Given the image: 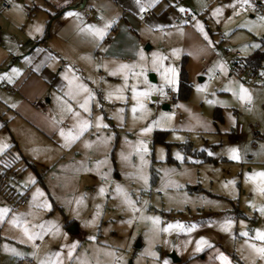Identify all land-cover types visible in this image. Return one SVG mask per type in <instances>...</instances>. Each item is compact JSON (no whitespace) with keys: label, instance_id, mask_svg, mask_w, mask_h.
<instances>
[{"label":"rangeland","instance_id":"obj_1","mask_svg":"<svg viewBox=\"0 0 264 264\" xmlns=\"http://www.w3.org/2000/svg\"><path fill=\"white\" fill-rule=\"evenodd\" d=\"M45 2L10 0L12 10L22 13L11 19L0 10V18H4L0 36L9 43L0 42V64L7 59L6 48H16L28 35H44L47 27L48 33H53L61 24L65 32H76L80 41L60 51L64 65L57 74L66 82L64 90L52 89L42 101L35 100L38 105L49 101V115L61 126L60 131L41 136L20 120H4L5 127L0 128L10 141L0 153L10 149L8 160H17L11 166L0 154V175L8 179L5 193L0 194V208L10 210L0 221V264H28L30 260L34 264H221V253L230 264H264L249 247L264 246L254 239L257 230L264 231V213L259 211L264 197L254 200V208V196L248 199L244 195L253 178L241 161L264 139H247L245 134L228 139L236 115L219 108L232 99L215 90L218 81L206 69L211 56L226 60L231 56L239 62L255 50L264 53V21L259 19L264 16V0H249L243 7L240 0H178L177 14L187 20L186 25L178 21L179 26L187 27V52L181 51L180 32L157 33L146 45L140 35L142 44L137 51L128 49L135 54L119 61L126 68L102 56L103 38L94 41L86 29L81 31L80 20L73 23L66 15L48 19V12L59 9ZM127 30L137 39L135 32ZM98 48L100 53L92 61ZM236 52L240 58L235 57ZM183 59L186 67H191L186 100L177 92ZM261 65L260 73L264 61ZM169 68L174 73L168 72ZM158 70L167 78L156 80L152 71ZM221 71L219 68L217 75ZM199 78H204L203 82ZM4 79H0L2 90ZM133 87L137 93L149 94L134 99ZM171 94L172 101L168 98ZM3 98L0 95V100ZM85 101L86 108L81 107ZM164 105L168 109H163ZM85 122L87 127L81 131ZM149 125L150 131H141ZM156 133L161 136L155 138ZM4 143L0 138V147ZM232 148L237 149L239 160L230 158ZM22 194L27 209V205H17ZM14 216L23 227L9 223ZM147 217H158L159 224L153 225ZM64 220L72 221L79 232L74 233L73 225L65 229ZM24 228L35 238L29 240ZM172 254L177 262L171 259Z\"/></svg>","mask_w":264,"mask_h":264},{"label":"crops","instance_id":"obj_2","mask_svg":"<svg viewBox=\"0 0 264 264\" xmlns=\"http://www.w3.org/2000/svg\"><path fill=\"white\" fill-rule=\"evenodd\" d=\"M176 1L178 0H139V3H137V0H92V2L84 0H46L45 3L46 6L59 9L52 10V13L48 12L50 13L48 19L50 20L61 18L65 15V13L72 11L73 9H77L76 7L78 6V10L73 13L79 12V16L72 15L66 16V18H73V23H78L80 20V27L82 29H85L84 25L89 24L95 25L97 28H103L105 24H108L109 26L102 37L103 43L100 48L103 47V49L101 50V53L104 58L108 60L113 59L116 62V64L113 65L119 66L122 64L119 61H124L125 58L129 60L130 56L135 54L132 53V51H137L139 45L142 44L140 35L144 36L146 41L142 45H146L147 43L152 42L150 36H155V34L159 35L157 33L164 34L168 32L172 33L174 31L180 32L183 36V48L181 51L183 53L187 52L185 50L187 36H184L187 27L184 28L183 26L186 25L187 20H184L182 16L179 17L177 14L178 10L175 5ZM141 7L145 10L141 11ZM0 10L2 9L0 8ZM2 11L8 13L6 16L8 19L22 16L19 9L14 11L12 10V7L8 10ZM85 11H88L91 15V20L86 21L84 19L83 12ZM145 12H150L151 14L143 17V13ZM185 14L189 13L185 12ZM26 16L29 18V15ZM93 16L98 17V21H96ZM2 18L3 16H1L0 20ZM190 18L191 16L187 19ZM140 19H142V22H140ZM113 21L116 22V24H113ZM177 21H184V23H182V27L178 25L179 23ZM124 23L127 25H123ZM60 26V30L54 31L53 33H48L47 27L44 35L32 37L28 35L20 41V44H18L16 48H6L5 52L7 59L0 64L1 68L2 66L6 68L5 70H0V72H2V77H0V79L5 78V83L2 84V88L4 89L2 90L0 88V95L1 97H4L3 101L0 100V128L2 125L3 128L5 127L6 121L4 120H8L9 122L12 120H20L24 126H29L41 136L43 134H45V136H53L60 131L59 127L61 126H59V124L54 121V118L49 115L48 109L50 110V106H48V108L46 106L49 101L47 100L44 103L41 102L39 105L35 102V100L42 101L44 98L49 96V92L52 91V89L62 91L66 86V82L62 80L60 74H57L58 69H60L59 71L62 73L61 69L64 65V57H62L60 51H62L63 46H74L75 44L77 45L80 43V41L77 39L76 32H65L64 29L66 27H63L61 24ZM127 28L136 33L137 39L129 33ZM91 38H93L94 41H100L102 39L95 36L93 37V35H91ZM197 39L201 41L199 37ZM0 42L2 45H9L8 41H5L2 36H0ZM93 47L94 46L92 45L90 46V51H93ZM201 47L203 48V43L201 44ZM128 49L132 50L130 52L131 55ZM145 49L149 50V46H145ZM74 52L77 51L74 50ZM255 52L258 51L255 50L251 53V55ZM96 53H100L99 48L96 52L94 51V54L92 53L90 58L92 61L96 59ZM244 60V58H241L239 62H243ZM231 61V56H228L227 60L224 58L215 59L211 56V59L206 64V69H211L210 75L218 81L216 83L215 90L221 93L223 97L232 99V101H227L226 107L219 108L221 110H229L236 115L233 123L234 128L231 129L233 134L231 133L232 137H228V139H235V136L242 137L244 134L247 139H250L251 136L264 139V88H260L250 83L248 84L244 81L242 76L232 73V64L236 61ZM182 64L183 67H185L187 80L190 82L189 74L191 67H189V65L188 68L186 67L187 65L186 63L184 64V59L181 60L180 67ZM219 68H223V71L217 75L216 72H219ZM13 69H16V71L13 72ZM152 72L155 73V79L158 81H161L166 77L161 74L160 70ZM203 80L204 78L198 79L199 82H203ZM6 81L8 83H6ZM208 82H212V80L208 79ZM240 85H243L246 89H248L252 98L250 103L247 101L242 102L240 100ZM164 106L166 107L167 105ZM0 138L3 140L5 139V143L2 147H0V151H2L4 146H8L10 141L6 131L0 132ZM11 140L12 144H16L12 139V136ZM258 144L255 145L253 151L243 155L246 159H241V161H243L242 165H244L245 168H248L247 171L250 173L251 177L252 173L264 171V140H258ZM9 150L10 149H7L3 152V154H0L3 156L4 153ZM16 161L17 160H15V162ZM4 175L5 174H2L0 177ZM35 175L39 180H41L40 183L42 184V178L40 175L38 173H35ZM5 179L6 181L4 184H0V194L3 192L5 193V189H7L6 183L8 179L6 176ZM259 187H264V184L261 183V179L258 176L252 179L251 186L248 184L245 186L246 191L244 192V195L248 199H252L253 196L255 198L251 200V204H253L252 206L254 208H256L254 200L258 202L257 200L261 199V196L264 197V193L259 191ZM256 197H258V199H256ZM24 199L25 195L22 194L19 197V200H17V205H19L22 200L23 204L19 206L27 205L24 208L27 209L29 204H26V200ZM259 203L261 204V202ZM63 223L65 229H68L73 225L74 233L79 232L78 230H74V228L77 227H74V223L72 221L67 223L64 220ZM30 261L28 264H31ZM32 264H34L33 261ZM234 264H237V262L235 261Z\"/></svg>","mask_w":264,"mask_h":264},{"label":"snow or ice","instance_id":"obj_3","mask_svg":"<svg viewBox=\"0 0 264 264\" xmlns=\"http://www.w3.org/2000/svg\"><path fill=\"white\" fill-rule=\"evenodd\" d=\"M137 3H139V0H137ZM249 4V0H240V6L243 7L245 5H248ZM145 9L143 7H141V11H144ZM180 11H184L183 8L180 9ZM217 14L220 13V9H216L215 10ZM66 16H72V15H79L78 13H73V12H67L65 13ZM259 19L261 21H264V16H261L259 17ZM198 23V26H199V22ZM108 24H105L103 28H97L95 25H85V29L87 30L88 33L92 34L93 36L97 37V38H102L105 34V31L106 29L108 28ZM85 29H82L81 31H84ZM36 31H40V28L37 27L36 28ZM201 31H203V29L201 28ZM207 39V37H205ZM255 47V45H254ZM154 55V60H153V63H156V59H155V54ZM141 58H143V56H141ZM121 68H126L128 67L127 65H121L120 66ZM223 71V68L221 69ZM13 72L16 71V69H13L12 70ZM168 72H172L174 73V69H171L169 68L167 70ZM211 72V69L209 70ZM261 75L264 76V72H261ZM167 78V77H166ZM71 83V82H70ZM169 83H172L174 84L175 83V80L174 79H169ZM79 87L83 90H87L85 88L84 85H79ZM197 90H201V86H197ZM149 93L148 92H141V93H137L136 90H135V87H133V98L136 99L137 95L139 96H143V97H146ZM160 94L163 96V90L161 89L160 90ZM235 94V93H234ZM239 98L240 100L243 102V101H247V102H251V95L249 94V91L248 89H246L243 85H240V89H239ZM86 103L87 101H85V104L84 105H81V107H85L86 108ZM140 107L142 108L143 105L141 104ZM69 111H71V108H69ZM136 109L133 108V112H135ZM99 120V117L97 118ZM87 127V123L85 122L84 124L81 125V131H83V129ZM152 128V125H149V127L147 128H144V129H141L142 132H148L150 131ZM62 136L64 135L63 131H61L60 133ZM73 139H75V137H72ZM147 149H145L146 151ZM230 152H231V156L230 158L232 160H239L240 159V156L237 152V149L235 148H232L230 149ZM209 155H212V153H209ZM177 158L180 159L181 157L179 156V154H177ZM246 178H249L248 176V173L245 174ZM260 177L261 179V183L264 184V171L262 172H258V173H252V177L251 178H255V177ZM231 183V181L229 182ZM117 191H120L119 188H117ZM259 191H261L262 193H264V187H260ZM101 192H103V189H101ZM37 193H39L40 195H42V193H40V190L37 189ZM36 194H34V197H35ZM79 202V201H78ZM128 203L131 205L132 204V201H128ZM46 207H50L49 205H46ZM138 209H135V207H133V211H137ZM10 210L8 208H0V221H3L6 214L9 212ZM259 211H261L262 213H264V208H261L259 209ZM146 219H149L152 221L153 225H158L159 224V218L158 217H147ZM9 223L11 224H14V225H18V226H21L23 227V222L20 221L17 217H13L12 220L9 221ZM129 223H131V221H129ZM228 224L230 225L231 222L229 221ZM41 227H43V225H41ZM168 227H172L171 225H169ZM24 234L28 237L29 240L31 239H34L35 238V234H30L28 229L27 228H24ZM157 231H159V229H156ZM168 228H164L163 231H167ZM57 231H59V229L57 228ZM241 236H244V237H247L248 236V233L247 232H241L240 234ZM254 239H258L262 242H264V231H260V230H257L256 231V236L254 237ZM200 243V242H198ZM206 243V242H205ZM247 243V241H246ZM73 248L75 247V245L72 246ZM249 247L253 248V250L259 255V257L264 260V246H260V247H257L256 245H249ZM199 250V249H198ZM56 255H59V253H57ZM72 253L69 252V256H71ZM154 255V253H153ZM218 259L221 261V264H230V261L228 259L227 256H225L223 253H221L219 256H218ZM41 264H43V262H41ZM167 264V262H166Z\"/></svg>","mask_w":264,"mask_h":264},{"label":"built area","instance_id":"obj_4","mask_svg":"<svg viewBox=\"0 0 264 264\" xmlns=\"http://www.w3.org/2000/svg\"><path fill=\"white\" fill-rule=\"evenodd\" d=\"M0 8L2 10L10 9L11 8L10 1L9 0H0ZM150 14H151L150 12H145V13H143V17H146ZM186 16H187V18L190 17L189 14H187ZM83 17L86 21H89L92 19L91 15L89 14L88 11L83 12ZM93 18L96 21H98V19H99L98 17H94V16H93ZM140 22H142V19H140ZM113 24H116V22L113 21ZM235 57L239 58V53H235ZM231 72L242 76L244 81H246L248 84L250 83V84L258 86L260 88H264V76L261 75L259 69H256V70H253L251 68L245 69L243 67V65H241L239 62H234L232 64ZM168 98L170 101L174 100V98L172 97V94ZM5 181H6L5 176L0 177V184H4ZM21 204H23L22 200L19 203V205H21ZM30 263L32 264V261H30Z\"/></svg>","mask_w":264,"mask_h":264},{"label":"trees","instance_id":"obj_5","mask_svg":"<svg viewBox=\"0 0 264 264\" xmlns=\"http://www.w3.org/2000/svg\"><path fill=\"white\" fill-rule=\"evenodd\" d=\"M264 61V53L263 52H255L254 54H252L251 56L248 57V59H245L243 62H239L241 65H243V67L245 69H260L262 68L263 65L262 62ZM178 96H180L179 98H181L182 100H186L188 99V95L190 93L191 90V84L190 82H188L187 80V76H186V72H185V67H183V64L181 65V73H180V77H179V81H178ZM161 134L160 133H156L155 134V138L160 137ZM8 156L11 157L10 155V151H6L4 153V155L2 156V158L6 159L8 158ZM15 162V161H14ZM11 166H13V160H11ZM41 181V180H39Z\"/></svg>","mask_w":264,"mask_h":264},{"label":"water","instance_id":"obj_6","mask_svg":"<svg viewBox=\"0 0 264 264\" xmlns=\"http://www.w3.org/2000/svg\"><path fill=\"white\" fill-rule=\"evenodd\" d=\"M150 78H153V77L150 76ZM152 80H153V79H152ZM200 81H201V79H200ZM163 109H168V108H167V106H166V107L163 106ZM6 160L9 161V163H10V160H8V158L4 159L3 162H5ZM170 257H171V259L173 260V262H177V261L179 260L178 258L175 257L174 254L170 255Z\"/></svg>","mask_w":264,"mask_h":264}]
</instances>
